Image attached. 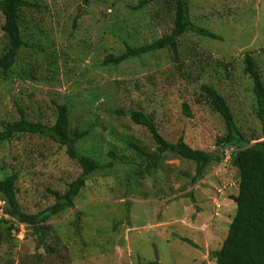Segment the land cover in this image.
I'll return each instance as SVG.
<instances>
[{"label":"rangeland","instance_id":"obj_1","mask_svg":"<svg viewBox=\"0 0 264 264\" xmlns=\"http://www.w3.org/2000/svg\"><path fill=\"white\" fill-rule=\"evenodd\" d=\"M34 1L40 8L23 22L33 47L22 49L10 78L0 73V129L3 121L19 119L20 109L28 119L53 124L57 106L66 103L73 127L92 125L80 147L101 169L89 176L76 207L48 222L50 234L42 238L21 224L0 246V264H216L211 252L221 248L236 215L240 173L230 151L217 146L226 125L200 86L224 95L248 139H264L253 82L244 72L252 55L264 81V0H190L193 22L219 38L182 36L181 70L169 48L117 68L102 64L107 54L124 51V41L142 45L172 31L175 8L165 0L142 8L141 0ZM3 23L0 12V50ZM120 110L150 113L166 139L183 136L224 158L196 183L195 164L169 154L153 175L135 179L141 157L130 141L156 146L148 130ZM12 173L19 175L22 209L35 213L54 203L49 189L65 190L82 168L51 139L21 134L0 144V178ZM5 205L0 196V217Z\"/></svg>","mask_w":264,"mask_h":264},{"label":"trees","instance_id":"obj_2","mask_svg":"<svg viewBox=\"0 0 264 264\" xmlns=\"http://www.w3.org/2000/svg\"><path fill=\"white\" fill-rule=\"evenodd\" d=\"M88 5L91 0H80ZM152 0H141L137 8H142ZM175 8L174 27L169 34L142 45H131L124 41L125 49L119 53L107 54L102 64L108 68H117L131 59H141L145 55L169 48L173 51L177 69L183 68L184 62L179 56V39L187 33H195L202 37L218 39L213 31L198 26L191 18L190 0H165ZM40 8L34 0H0V12L4 16L2 24V44L0 50V73L3 78H10L14 73L20 52L25 47H33L27 41L24 30V19L34 9ZM31 34V33H30ZM42 47V45H41ZM49 47V46H48ZM43 49V48H42ZM44 50V49H43ZM244 72L253 82V90L257 99V117L264 124V81L257 62L252 55L245 57ZM28 76V75H27ZM200 96L220 114L226 125V133L217 139V146L230 151V162L239 170L240 182L237 195V211L228 234L218 250L211 252V258L216 264H264V139L252 142L248 139L235 119L232 108L224 95L213 85L203 83L200 86ZM98 99V96H96ZM129 115L131 120L145 127L155 144V149H146L133 141L129 146L141 157L134 167L135 179H143L147 174L153 175L164 163L166 155L176 156L195 164L193 182L200 181L212 162H221V156L214 152L192 147L180 136L173 142L166 139L160 132L155 117L143 110L116 111ZM21 116L17 120L3 121L0 129V144L10 141L21 134L39 135L51 139L66 149L70 159L75 160L82 168V173L68 183L65 190L49 191L55 197L52 205L45 209L28 213L22 209L17 197L16 183L18 173L8 174L0 178V196L6 202L4 215L0 217V246L13 232L20 231L24 224L33 229L36 235L45 237L50 234L48 222L76 207V198L86 186L89 176L101 169L100 162L90 152L82 151L80 144L90 137L93 127H73L68 104H60L56 110V120L53 124L28 119L20 109ZM261 137H257V140ZM113 151V150H112ZM113 154L112 152H110ZM192 196V194H191ZM82 212L78 211L74 227L79 234L82 224ZM196 246L195 244H193ZM47 252L52 248L46 246ZM143 264V263H140ZM145 264H160L158 260Z\"/></svg>","mask_w":264,"mask_h":264},{"label":"water","instance_id":"obj_3","mask_svg":"<svg viewBox=\"0 0 264 264\" xmlns=\"http://www.w3.org/2000/svg\"><path fill=\"white\" fill-rule=\"evenodd\" d=\"M233 199L237 202V200H238V198H237V196L236 197H233Z\"/></svg>","mask_w":264,"mask_h":264}]
</instances>
